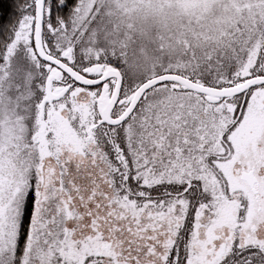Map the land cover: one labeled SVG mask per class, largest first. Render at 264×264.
Wrapping results in <instances>:
<instances>
[{
	"label": "snow or ice",
	"instance_id": "snow-or-ice-1",
	"mask_svg": "<svg viewBox=\"0 0 264 264\" xmlns=\"http://www.w3.org/2000/svg\"><path fill=\"white\" fill-rule=\"evenodd\" d=\"M15 11L0 264H264V0Z\"/></svg>",
	"mask_w": 264,
	"mask_h": 264
},
{
	"label": "trees",
	"instance_id": "trees-1",
	"mask_svg": "<svg viewBox=\"0 0 264 264\" xmlns=\"http://www.w3.org/2000/svg\"><path fill=\"white\" fill-rule=\"evenodd\" d=\"M17 0H0V23H10L16 14Z\"/></svg>",
	"mask_w": 264,
	"mask_h": 264
},
{
	"label": "rangeland",
	"instance_id": "rangeland-1",
	"mask_svg": "<svg viewBox=\"0 0 264 264\" xmlns=\"http://www.w3.org/2000/svg\"><path fill=\"white\" fill-rule=\"evenodd\" d=\"M15 16H16V14L14 15L13 19L15 18ZM13 19H12V20H13Z\"/></svg>",
	"mask_w": 264,
	"mask_h": 264
}]
</instances>
